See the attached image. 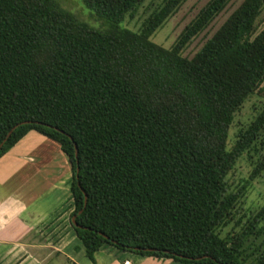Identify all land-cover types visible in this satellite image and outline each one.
<instances>
[{"label":"trees","instance_id":"16d2710c","mask_svg":"<svg viewBox=\"0 0 264 264\" xmlns=\"http://www.w3.org/2000/svg\"><path fill=\"white\" fill-rule=\"evenodd\" d=\"M81 1L96 26L58 0H0V141L23 121L0 155L29 129L59 143L70 223L92 261L110 243L185 264H264V202L238 214L264 170V0H241L192 56L183 46L230 0H207L170 47L151 35L183 0H161L138 30L123 21L143 0ZM252 94L256 113L228 147ZM242 156L251 169L232 186Z\"/></svg>","mask_w":264,"mask_h":264},{"label":"crops","instance_id":"0c3cea01","mask_svg":"<svg viewBox=\"0 0 264 264\" xmlns=\"http://www.w3.org/2000/svg\"><path fill=\"white\" fill-rule=\"evenodd\" d=\"M71 176L59 143L36 129L0 155V264H185L110 243L92 261L70 223Z\"/></svg>","mask_w":264,"mask_h":264},{"label":"rangeland","instance_id":"374dc122","mask_svg":"<svg viewBox=\"0 0 264 264\" xmlns=\"http://www.w3.org/2000/svg\"><path fill=\"white\" fill-rule=\"evenodd\" d=\"M58 1L62 6L72 10L78 18L87 19L89 24L96 26L95 24L97 23V20H95L94 16L90 14L87 6L81 0ZM160 1L161 0H143L133 15H126L123 23L134 30H138L149 11H151ZM206 1L207 0H183L178 8L152 33L151 39L165 47H170L175 42L184 25L195 16ZM240 2L241 0H230L205 28L193 36L183 46L181 53L185 56H192ZM263 25L264 8L256 18L257 28H260ZM258 105V96L252 94L244 101L240 109L235 112L233 120L228 128V147L232 145L239 126L253 117ZM250 169L251 165L249 164L248 159L245 156L240 157L228 173V178L232 183V186L240 184L242 181L241 179L248 176ZM263 202L264 170L262 174L252 179L251 184L247 188L246 195L239 204L238 214L240 215L244 212L252 215ZM244 218H246V216H244ZM231 225V222L227 224L223 231L229 229Z\"/></svg>","mask_w":264,"mask_h":264},{"label":"water","instance_id":"95a60500","mask_svg":"<svg viewBox=\"0 0 264 264\" xmlns=\"http://www.w3.org/2000/svg\"><path fill=\"white\" fill-rule=\"evenodd\" d=\"M21 122H23V121L17 122L14 125H12V127L7 131L5 137L0 141V147L3 144V142L5 141V139L10 135L11 131ZM75 153H77L76 145H75ZM86 200H87V194L84 192V204L86 203ZM81 210H82V208L79 209V212ZM71 219H72V221H75V214L72 215Z\"/></svg>","mask_w":264,"mask_h":264},{"label":"built area","instance_id":"2783aa9c","mask_svg":"<svg viewBox=\"0 0 264 264\" xmlns=\"http://www.w3.org/2000/svg\"><path fill=\"white\" fill-rule=\"evenodd\" d=\"M130 260L129 259H124V264H129Z\"/></svg>","mask_w":264,"mask_h":264}]
</instances>
